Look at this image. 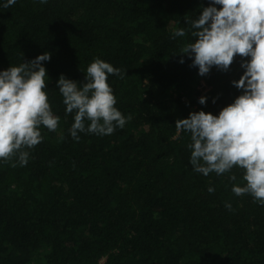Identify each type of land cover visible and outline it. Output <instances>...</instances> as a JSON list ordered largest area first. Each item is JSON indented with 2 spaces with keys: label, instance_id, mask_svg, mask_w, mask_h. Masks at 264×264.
<instances>
[{
  "label": "trees",
  "instance_id": "1",
  "mask_svg": "<svg viewBox=\"0 0 264 264\" xmlns=\"http://www.w3.org/2000/svg\"><path fill=\"white\" fill-rule=\"evenodd\" d=\"M6 2L0 71L50 53L45 91L59 124L40 126L26 166L0 160V264H264V205L232 192L243 170L194 171L190 133L175 127L192 112L218 115L242 94L232 83L245 71L239 56L203 77L180 56L210 0ZM181 28L186 35L173 38ZM95 59L125 72L107 82L132 119L77 141L57 82L83 86Z\"/></svg>",
  "mask_w": 264,
  "mask_h": 264
},
{
  "label": "clouds",
  "instance_id": "2",
  "mask_svg": "<svg viewBox=\"0 0 264 264\" xmlns=\"http://www.w3.org/2000/svg\"><path fill=\"white\" fill-rule=\"evenodd\" d=\"M15 3L7 0L3 8ZM185 35L181 28L173 38ZM191 36L194 42L188 43L180 56L192 59L191 66L198 68L201 77L213 67L227 72L237 56L244 60L243 75L232 82L242 94L218 115L199 111L177 120V134L190 133L188 148L194 171L208 176L240 168L245 184L234 185L232 192L238 197L250 194L264 205V0H210V6L191 21ZM50 59L51 54L46 52L0 71V160L5 163L17 158L20 166H26L29 152L25 149L42 142L40 126L49 131L58 127L59 117L53 114L45 91L47 70L43 62ZM110 75L123 78L125 72L95 59L87 67L83 86L63 75L59 77L57 88L66 114L75 112L70 129L75 140H79L78 132L85 131L111 135L132 119L131 115L125 118L115 106L117 99L107 82ZM206 99L201 97L198 102L205 105ZM85 120L90 121L87 128ZM230 179L235 181L237 177L232 175ZM208 192H214V188L209 187ZM225 207L231 210V204Z\"/></svg>",
  "mask_w": 264,
  "mask_h": 264
}]
</instances>
